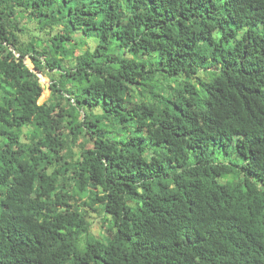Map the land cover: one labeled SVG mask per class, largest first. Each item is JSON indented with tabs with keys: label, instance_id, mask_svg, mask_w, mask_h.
<instances>
[{
	"label": "trees",
	"instance_id": "1",
	"mask_svg": "<svg viewBox=\"0 0 264 264\" xmlns=\"http://www.w3.org/2000/svg\"><path fill=\"white\" fill-rule=\"evenodd\" d=\"M70 233L77 264H264V0H0V264Z\"/></svg>",
	"mask_w": 264,
	"mask_h": 264
},
{
	"label": "clouds",
	"instance_id": "2",
	"mask_svg": "<svg viewBox=\"0 0 264 264\" xmlns=\"http://www.w3.org/2000/svg\"><path fill=\"white\" fill-rule=\"evenodd\" d=\"M216 73H219V71L214 66L208 67L206 69H199L195 74H193L194 77L191 78V81L194 82V83H196L197 80H199L200 82H202V81L209 82L215 77ZM188 82H189V80L185 79V77L181 76V75H180V78L173 77V79H170V81H167L168 86L171 87V90H173V89L182 90L185 87L184 83H188ZM194 85L197 86L198 88L200 87V83L199 84H194ZM49 87H50V85H49ZM43 93H44V91H43ZM43 93H42V95L40 97V100H39V103H41V104L43 102H45V101H48L51 98L50 97L51 96V90H50V94L46 98L43 97ZM165 93L167 94V92H165ZM135 99L139 101L140 100V96L135 95ZM82 203H85L86 205L89 206L87 208L90 211L91 219L93 220V222L90 225V232L97 238H101L104 235L108 236L109 234H108V231H107V227L101 225L100 222L97 220V212L102 210V206L98 205L95 210H92L90 208L89 198L88 197H86L85 200ZM74 235H75L74 233H70V234H68V237H67V240L69 239V240H71L73 242V245H72L73 249H69V256L71 257V259L68 262V264H77L79 262L81 263V260L86 258V256L84 254H80L81 250L83 249V247L80 244L81 240H80V242H79V244L77 246L76 245V239H75ZM107 242L110 244L109 236H108V241ZM116 244H117V247L120 250H123V248L125 246V242L124 241H123V243H120V242L118 243L116 241ZM42 256H47V255H46L45 252H43L42 255H41V253H39L38 257H40V259L42 258Z\"/></svg>",
	"mask_w": 264,
	"mask_h": 264
},
{
	"label": "rangeland",
	"instance_id": "3",
	"mask_svg": "<svg viewBox=\"0 0 264 264\" xmlns=\"http://www.w3.org/2000/svg\"><path fill=\"white\" fill-rule=\"evenodd\" d=\"M26 37H24L25 39ZM28 62V60H27ZM30 65L31 63L28 62ZM39 77H40V81L42 83V85L44 86V93H43V97L46 98L48 97V95L50 94V90L51 88L49 87V85L52 83V77H58L59 75H55L53 74V72L50 73H44V72H37Z\"/></svg>",
	"mask_w": 264,
	"mask_h": 264
}]
</instances>
